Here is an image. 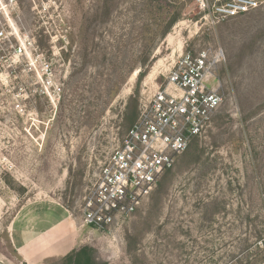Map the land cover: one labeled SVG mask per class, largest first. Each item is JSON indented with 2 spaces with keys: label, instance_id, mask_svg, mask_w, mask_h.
<instances>
[{
  "label": "rangeland",
  "instance_id": "1",
  "mask_svg": "<svg viewBox=\"0 0 264 264\" xmlns=\"http://www.w3.org/2000/svg\"><path fill=\"white\" fill-rule=\"evenodd\" d=\"M206 12L0 0V264H23L15 229L64 220L95 264H264V5L218 24ZM207 48L226 58L210 127L120 228L86 225L85 197L132 119L180 55Z\"/></svg>",
  "mask_w": 264,
  "mask_h": 264
},
{
  "label": "built area",
  "instance_id": "2",
  "mask_svg": "<svg viewBox=\"0 0 264 264\" xmlns=\"http://www.w3.org/2000/svg\"><path fill=\"white\" fill-rule=\"evenodd\" d=\"M199 1L206 19L216 24L264 5V0ZM225 61L221 48L189 50L178 57L164 86L142 106L137 122L87 193L82 209L86 225L106 232L120 228L206 132L225 100L218 76Z\"/></svg>",
  "mask_w": 264,
  "mask_h": 264
},
{
  "label": "crops",
  "instance_id": "3",
  "mask_svg": "<svg viewBox=\"0 0 264 264\" xmlns=\"http://www.w3.org/2000/svg\"><path fill=\"white\" fill-rule=\"evenodd\" d=\"M75 230L68 220L59 224L54 222L37 232L32 229H15V252L23 264H45L46 261L65 256L80 246Z\"/></svg>",
  "mask_w": 264,
  "mask_h": 264
},
{
  "label": "trees",
  "instance_id": "4",
  "mask_svg": "<svg viewBox=\"0 0 264 264\" xmlns=\"http://www.w3.org/2000/svg\"><path fill=\"white\" fill-rule=\"evenodd\" d=\"M138 118H139V113H138V115H136L133 119H132V122L130 123V128L128 129V131L135 125V123L137 122V120H138ZM128 131H127V133H128ZM127 133H126V135H127ZM126 137V136H125ZM125 137H124V139H125ZM123 139V140H124ZM197 139H194V141H193V143L191 144V146L194 144V142L196 141ZM191 146L189 147V149L191 148ZM188 149V150H189ZM187 150V151H188ZM186 151V152H187ZM185 152V153H186ZM184 153V154H185ZM183 154V155H184ZM182 156V155H181ZM180 156V157H181ZM179 157V158H180ZM179 158L177 159V161L175 162V165H176V163L178 162V160H179ZM175 165L173 166V168L175 167ZM173 168L172 169H170V170H167L164 174H163V176H162V178H161V180L165 177V175L166 174H168L171 170H173ZM160 180V181H161ZM160 181H159V183H160ZM158 183V184H159ZM158 186V185H157ZM262 244L264 245V242H262ZM80 247V246H79ZM77 248L76 250H73L72 252H70L67 256H66V259H67V261L69 262V264H95V260H94V258H93V255H92V252H93V249H91L89 246H82V247H80V248Z\"/></svg>",
  "mask_w": 264,
  "mask_h": 264
}]
</instances>
